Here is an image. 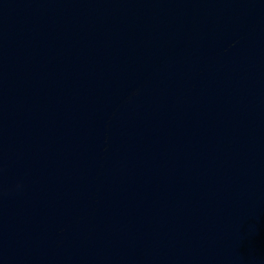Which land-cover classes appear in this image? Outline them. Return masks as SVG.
Instances as JSON below:
<instances>
[{
    "label": "water",
    "instance_id": "1",
    "mask_svg": "<svg viewBox=\"0 0 264 264\" xmlns=\"http://www.w3.org/2000/svg\"><path fill=\"white\" fill-rule=\"evenodd\" d=\"M0 264H264V0H0Z\"/></svg>",
    "mask_w": 264,
    "mask_h": 264
}]
</instances>
